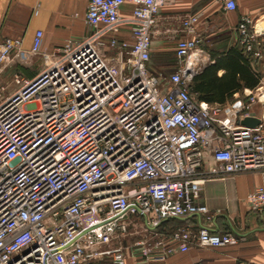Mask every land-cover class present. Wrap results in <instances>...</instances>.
Segmentation results:
<instances>
[{
	"label": "built area",
	"instance_id": "built-area-1",
	"mask_svg": "<svg viewBox=\"0 0 264 264\" xmlns=\"http://www.w3.org/2000/svg\"><path fill=\"white\" fill-rule=\"evenodd\" d=\"M171 1L89 0L88 35L50 52L42 31L30 49L0 41V264H127L128 254L166 264L192 246L240 241L215 231L221 211L202 191L210 179L264 173V127L241 124L264 103V75L224 105L199 101L190 84L201 71V15L159 27ZM235 33L263 72L264 31L244 16ZM155 40L174 45L168 75L152 69ZM38 63L32 76L21 70ZM208 156L215 165L203 177ZM246 202L263 213L264 185ZM193 217L198 225L167 229Z\"/></svg>",
	"mask_w": 264,
	"mask_h": 264
},
{
	"label": "crops",
	"instance_id": "crops-1",
	"mask_svg": "<svg viewBox=\"0 0 264 264\" xmlns=\"http://www.w3.org/2000/svg\"><path fill=\"white\" fill-rule=\"evenodd\" d=\"M88 4L89 0H0V41L20 38L24 48L30 49L35 34L42 31L44 50L53 51L69 39H80L88 35L89 30L84 22ZM189 12L201 15L197 26L205 39V43L200 46L203 52L201 62L198 63L201 71L213 63L212 51L240 46L236 33L228 31L237 27L241 17L256 19V28L264 31V0H237L236 11L227 13L212 0H173L161 9L159 27H178L174 17ZM211 27H218L216 39L214 33L208 34ZM167 46L162 40L154 41L152 69L156 72L173 70L174 61H169L165 55ZM21 70L24 74H33L30 68ZM15 71L14 68L9 69L1 82L8 83ZM238 94L242 93L235 95ZM253 112L262 120L261 125L264 127V103L254 105ZM214 165L213 158L208 156L200 169V175L206 177ZM261 185H264V173H242L226 179L207 180L203 186L202 203L212 212L221 211L216 219L215 231L234 233L240 241L236 245L222 248L192 246L188 253L176 254L166 264H264V212H251L246 202L249 193ZM180 223L198 225L199 219L193 217L185 221L177 220L166 226L171 230ZM96 264L111 262L105 260ZM127 264L143 263L128 254Z\"/></svg>",
	"mask_w": 264,
	"mask_h": 264
},
{
	"label": "trees",
	"instance_id": "trees-1",
	"mask_svg": "<svg viewBox=\"0 0 264 264\" xmlns=\"http://www.w3.org/2000/svg\"><path fill=\"white\" fill-rule=\"evenodd\" d=\"M213 63L194 76L191 92L199 101L210 105H224L236 93L245 89L255 90L264 75L252 64L250 54L243 46L235 45L228 50L212 51ZM175 221H169L168 224Z\"/></svg>",
	"mask_w": 264,
	"mask_h": 264
},
{
	"label": "rangeland",
	"instance_id": "rangeland-1",
	"mask_svg": "<svg viewBox=\"0 0 264 264\" xmlns=\"http://www.w3.org/2000/svg\"><path fill=\"white\" fill-rule=\"evenodd\" d=\"M225 13H227V12H225ZM252 20H253V27H257V20L256 19H254V18H252ZM218 27H211V31H210V29H209V33L208 34H211V33H214L213 34V37H214V39H216L218 36L216 35L215 36V32H216V34L217 33H219V31H218V29H217ZM235 30H236V27L235 28H232L231 29V31H228V30H226V31H228V33H235ZM224 32H226L225 30H223ZM221 32V31H220ZM225 34V33H224ZM226 35V34H225ZM220 36V35H219ZM202 37H203V44L205 43V39H204V35H202ZM167 48H168V51H167V53L165 54L166 55V57H167V59L169 60V61H174L175 62V53H174V45L173 44H168V46H167ZM39 68H40V64L38 63V64H36V66H35V68H34V71L32 72L33 74H36L37 72H38V70H39ZM165 75L167 74H169V73H171V71H165L164 70V72H163ZM26 74H28L27 76H30V74L29 73H26Z\"/></svg>",
	"mask_w": 264,
	"mask_h": 264
},
{
	"label": "water",
	"instance_id": "water-1",
	"mask_svg": "<svg viewBox=\"0 0 264 264\" xmlns=\"http://www.w3.org/2000/svg\"><path fill=\"white\" fill-rule=\"evenodd\" d=\"M262 123V120L256 117L255 113H251L249 117L242 120L241 124L246 127L255 128Z\"/></svg>",
	"mask_w": 264,
	"mask_h": 264
},
{
	"label": "bare ground",
	"instance_id": "bare-ground-1",
	"mask_svg": "<svg viewBox=\"0 0 264 264\" xmlns=\"http://www.w3.org/2000/svg\"><path fill=\"white\" fill-rule=\"evenodd\" d=\"M262 99H264V97Z\"/></svg>",
	"mask_w": 264,
	"mask_h": 264
}]
</instances>
